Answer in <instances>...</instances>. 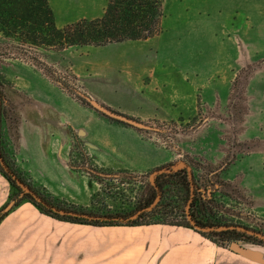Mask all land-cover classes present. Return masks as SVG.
<instances>
[{"label": "rangeland", "instance_id": "obj_1", "mask_svg": "<svg viewBox=\"0 0 264 264\" xmlns=\"http://www.w3.org/2000/svg\"><path fill=\"white\" fill-rule=\"evenodd\" d=\"M54 1L57 27L100 17L107 3ZM216 2L163 1L162 31L154 38L187 46L193 75L184 77L186 59L178 53L175 95L160 93L167 104L134 117L147 129L116 122L87 103L81 80L61 60L78 47H30L0 33V171L14 181L13 187L0 172V206L9 196L28 194L39 205L35 198L42 196L49 206L71 212L126 214L155 169L191 160L197 176L213 184L220 222L264 236V12L254 21L248 4L227 13ZM223 23L225 28H211ZM62 101L67 116H59ZM30 212L40 211L34 206ZM48 217L50 233L96 228ZM162 219L176 220L170 212ZM257 238L231 242L264 260Z\"/></svg>", "mask_w": 264, "mask_h": 264}, {"label": "crops", "instance_id": "obj_2", "mask_svg": "<svg viewBox=\"0 0 264 264\" xmlns=\"http://www.w3.org/2000/svg\"><path fill=\"white\" fill-rule=\"evenodd\" d=\"M47 1L55 11L56 1ZM216 1L226 7L227 13L248 4L254 21L264 12V0ZM225 27L224 23L211 26ZM154 37L100 47H69L62 52L77 47L80 50L61 60L81 80L87 96L135 119L167 104L169 98H161L160 93L175 95L178 53L185 55L184 77L193 75L187 62L191 54L187 46L180 50L171 38ZM165 56L168 61L163 59ZM62 102L59 116H67ZM32 209V203L22 202L0 222V264H264L215 244L196 229L181 226H111L50 233L49 217L30 212Z\"/></svg>", "mask_w": 264, "mask_h": 264}, {"label": "trees", "instance_id": "obj_3", "mask_svg": "<svg viewBox=\"0 0 264 264\" xmlns=\"http://www.w3.org/2000/svg\"><path fill=\"white\" fill-rule=\"evenodd\" d=\"M163 1L107 0L100 17L82 18L57 27L47 0H0V33L14 37L30 47L55 50L147 40L162 31ZM0 155L3 157L2 151ZM176 166V163H168L155 169L151 181L141 188L134 207L126 214L97 217L92 213L77 211L85 217H60L42 208L28 194L22 197L20 194L16 197L9 196L8 201L0 208V222L27 200L43 214L75 224L94 227L153 224L181 226L196 229L202 236L225 248L240 236L258 239L256 235L239 231L232 224L220 222L219 206L210 191L213 184L205 176H197L193 170L194 162L186 160L183 166L175 168ZM0 172L14 187L11 177ZM16 180L26 186L20 176ZM26 188L35 193L29 186ZM39 197L45 201L42 196ZM166 212L174 213L176 220H159V215Z\"/></svg>", "mask_w": 264, "mask_h": 264}, {"label": "water", "instance_id": "obj_4", "mask_svg": "<svg viewBox=\"0 0 264 264\" xmlns=\"http://www.w3.org/2000/svg\"><path fill=\"white\" fill-rule=\"evenodd\" d=\"M84 98L91 107H93L95 110H97L98 112H100L104 116H106V117H108V118H110L116 122L131 126V127L139 128V129H147L148 128L147 126H145L141 122L136 121L135 119H132L130 117H127V116L119 114V113H116V112L100 105L95 100H92L88 97H84ZM35 199L40 203V205L45 206L46 208H48V209L52 210L53 212L58 213L60 215L72 216V217H85L84 215H81L77 212H71V211L51 207L40 198H35ZM255 235L264 240V236H261L259 234H255ZM228 249L231 252H234V253H236V254L244 257V258L250 259V260L258 262V263H264V260L262 258H260V255L258 252L254 251L253 249L243 247L236 242H231L228 246Z\"/></svg>", "mask_w": 264, "mask_h": 264}]
</instances>
